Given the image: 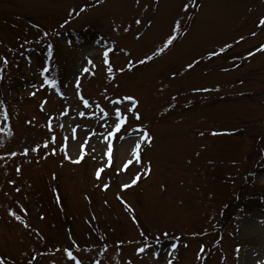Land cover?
<instances>
[{
    "label": "rangeland",
    "instance_id": "374dc122",
    "mask_svg": "<svg viewBox=\"0 0 264 264\" xmlns=\"http://www.w3.org/2000/svg\"><path fill=\"white\" fill-rule=\"evenodd\" d=\"M261 18L264 0H0V259L73 264L74 247L82 264H264ZM125 96L140 120L113 103Z\"/></svg>",
    "mask_w": 264,
    "mask_h": 264
},
{
    "label": "snow or ice",
    "instance_id": "6c2138e0",
    "mask_svg": "<svg viewBox=\"0 0 264 264\" xmlns=\"http://www.w3.org/2000/svg\"><path fill=\"white\" fill-rule=\"evenodd\" d=\"M138 2H139V0H138ZM187 7H188V5L185 6L186 9H187ZM81 11H83V9H81ZM135 23H136L137 25H139V24H141V20L137 19V20L135 21ZM148 23H149V25H150V24H151V21H149ZM259 26H264V18H261V19L259 20ZM179 28H180V23H179V21H177V25H176V27L173 29V31H178ZM128 30H129L128 28L125 29V31H128ZM253 35H256V33L254 32ZM136 38H137V39H140L139 36H137ZM176 39H177V37H176L175 35H170V36L167 38V40L164 42L163 46L160 47L158 51H154V52H153V55H151V56H146L145 59H141V60L139 61V63H140V64H145V63H147L148 61L152 60L156 55H159V54L165 52V50L168 49L169 46L173 45V43H174V41H175ZM109 51H113V50H112V49H109L108 51H105L103 55H104V58H105V59H104V63H105L106 65H108V71L111 73V71H112L111 62H110L109 59H108ZM221 51H223V49H221ZM257 51H264V46H261L260 48H258ZM249 54L251 55L252 53H249ZM213 55H215V53H213ZM88 62H89V63H92L91 60H89ZM5 63H7V61H5ZM188 67L191 68L192 65L189 64ZM84 71L87 72L88 69L85 68ZM120 71H123V69H120ZM49 83H50V85H51L52 87H55V86H56V82H55L54 80H53V81H50ZM77 89H79V82H77ZM33 95H35V93H33ZM81 99H83V97H81ZM174 99H175V97H174ZM124 100H127V101H130V102H131L132 107L128 108V111L133 112V114H134L136 120H140V119H141V116H140L139 112L136 111V107H137L139 101H138L135 97H133V96H125V97H123L122 100H119V101H113V103H123ZM83 102H84L85 106L88 105V101H87V100H83ZM45 103H46V102H45ZM63 114L66 115V113H63ZM80 115H84V113H80ZM116 118H117V121H118V122H117L116 125H115V130H114L113 132L109 133L110 136H114L115 133L119 132L120 129L123 127V125H124L125 123H127V120H128V117H127L126 115L122 114L119 108L116 109ZM61 127H63V125H61ZM73 131H75V130H73ZM214 134H215V133H214ZM201 135H203V133H201ZM73 138H75V136H74ZM54 140H55V137H53V141H54ZM143 141L147 142L148 144H151V142H152L151 137H150V136L148 135V133H146V132L144 133ZM45 147H47V145H45ZM82 147H83V146H82ZM32 150H33V151H37L38 149H32ZM112 151H113V149H112V145L109 144V145H108V151H107V155H108V157H109V164H108L109 167L111 166ZM24 154H25V155L27 154V149L25 150V153H24ZM53 154H55V150H53ZM13 155H15V153H13ZM131 155H132V157L134 158V160H135L136 163H142V156H141V143H140V142H137V143L135 144V147L132 149ZM65 158H66V159H70V157H68L67 154L65 155ZM82 159H83V152H82V154H81V156H80L79 159H77V160H75V161H72V162H73V163H80ZM132 163H133V159H129L126 163L123 164L121 170H123V171H127L129 165H131ZM149 164H150V162H149ZM103 170H104L103 168L97 170V172H96V178H97V180H99V179L101 178V173L103 172ZM19 171H20V169L18 168V169H17V172H19ZM144 173H145V175H147V176H150V175H151V173H152V169H151V167H150L149 165H144ZM54 178H55V177H54ZM142 178H144V177L141 176L140 174H137L136 176H134V177L131 179L130 183H129V182H125V183H123V184H122V188H123V189H128V188H130V187H132V186L138 185V183L140 182V180H141ZM13 183H14V182H13ZM108 187H109L108 184H104V190H107ZM17 191H19V189H17ZM117 198H118V199H121V197H119V196H118ZM13 215H14V214H13ZM16 219H19V217L17 216ZM25 226L27 227V225H25ZM142 235H143V234H142ZM165 235H168V234L165 233ZM185 247H187V245H185ZM173 248H175V245H173ZM57 250L59 251V249H57ZM144 251H145V249H144L143 247H141V248L139 249V252H144ZM201 251H203V248H201ZM237 251H239V250H237ZM65 252H66V254H67V258H68L69 260L75 261V264H82V262H81L80 260H78V259L76 258V256H74L73 253H72L71 251H68L67 249H65ZM197 258H199V257H197ZM33 259H35V257H33ZM0 264H6V261L3 260V259H0ZM29 264H31V261H29ZM129 264H131V262H129ZM169 264H171V261H169Z\"/></svg>",
    "mask_w": 264,
    "mask_h": 264
}]
</instances>
